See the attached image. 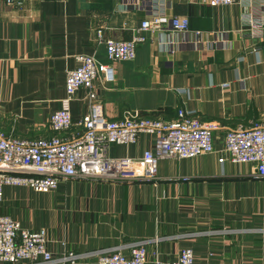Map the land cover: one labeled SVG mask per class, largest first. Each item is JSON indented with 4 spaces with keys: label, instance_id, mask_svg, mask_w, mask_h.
I'll return each instance as SVG.
<instances>
[{
    "label": "crops",
    "instance_id": "1",
    "mask_svg": "<svg viewBox=\"0 0 264 264\" xmlns=\"http://www.w3.org/2000/svg\"><path fill=\"white\" fill-rule=\"evenodd\" d=\"M21 2L0 0V129L7 136L55 135L50 118L61 107L74 123L66 134L82 131L77 122L88 113L86 90L71 99L66 92L67 71L79 65V54L115 68L113 82L97 77L94 83L109 119L170 120L184 109L224 127L264 124V0L226 6L208 0ZM155 13L167 19L162 31L146 32L134 59L108 60L97 31L131 39ZM176 16L188 19V32L173 30ZM224 132L215 134L214 153L159 160L154 178H143L137 163L125 181L79 176L45 193L5 186L0 212L27 229H45L55 256L145 241L148 264L157 248L169 261L183 247L194 250V264H264V176L252 163L221 159ZM153 140L145 134L112 144L107 156L140 159ZM96 260L85 256L76 264Z\"/></svg>",
    "mask_w": 264,
    "mask_h": 264
},
{
    "label": "built area",
    "instance_id": "2",
    "mask_svg": "<svg viewBox=\"0 0 264 264\" xmlns=\"http://www.w3.org/2000/svg\"><path fill=\"white\" fill-rule=\"evenodd\" d=\"M20 7L21 0H5ZM121 1V0H116ZM212 6H226L235 0H208ZM167 22L163 13H155L142 21L131 39L106 38L104 30L97 31L104 42L110 61H126L136 57L137 48L146 40V32L162 31ZM175 32L186 33L190 25L187 18L170 20ZM202 33L198 32L197 36ZM79 65L66 74V92L69 99L80 88L86 90L88 113L77 124L82 131L76 136L66 133L74 125L68 107H61L50 118L55 135L38 139L9 137L0 129V205L5 186H26L45 193L56 189L60 180L75 177H101L110 181L130 180L135 176V165L143 166V178H154L159 160L163 158H193L214 153L216 132L223 134L222 160L236 163H252L264 176V124H237L224 127L217 121H206L179 109L178 116L166 120L150 116L109 119L103 111L101 96L95 90V80L101 77L105 84L115 80L112 63L98 61L94 55L76 56ZM224 127V128H223ZM154 137L153 148L147 149L140 159L109 158L112 144H129L140 135ZM159 239V238H158ZM158 241L157 239L155 242ZM48 232L45 229H27L13 216L0 212V264H76L85 256H96L95 264H148L145 241L122 244L111 249L77 254L73 251L55 256L48 248ZM128 251V253H126ZM194 250L183 247L169 261L161 257L160 250L153 251V264H194Z\"/></svg>",
    "mask_w": 264,
    "mask_h": 264
}]
</instances>
